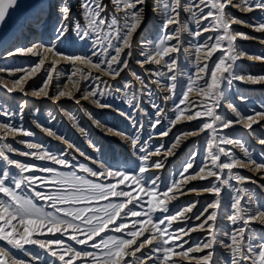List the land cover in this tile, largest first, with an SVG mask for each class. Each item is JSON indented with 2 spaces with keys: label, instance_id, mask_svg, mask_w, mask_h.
Wrapping results in <instances>:
<instances>
[{
  "label": "snow or ice",
  "instance_id": "snow-or-ice-1",
  "mask_svg": "<svg viewBox=\"0 0 264 264\" xmlns=\"http://www.w3.org/2000/svg\"><path fill=\"white\" fill-rule=\"evenodd\" d=\"M17 2L18 0H7V2L0 0V28L5 25L8 9L17 6ZM112 3L115 5V11L109 16L107 5L103 0H80L84 24L76 21L71 26L67 23L71 8L67 4L62 5L60 22L54 28L53 43L10 49L5 55L11 57L17 54L32 53L37 48H45L73 64L79 62L103 71L115 80L120 77L125 68H128L127 58L132 56V37L143 19L144 9L137 6L143 5L145 0H112ZM229 5L240 8L242 11L259 10L264 13V0H239V3H233V0H193L192 4L185 6L184 10L190 12L191 19L196 23V30L192 33L194 39L205 32L217 33L215 37L208 36L203 41L196 40V60L191 62L196 74L188 71L186 81L177 82L178 76L184 73H180L178 56L170 55L180 53L182 47L180 32L188 28L187 23L182 24L179 19L180 0H159L158 7L164 18L161 28L162 35L154 42V45H149L142 51L141 55L144 58L137 61L141 66L146 63L161 65V61H164L160 68L147 70L155 79L150 77L146 81L140 75L132 73L135 80L142 86L137 87L132 81L110 84L96 76L93 79L99 83L93 85L91 90L85 89L81 96V99L85 100L91 97L92 103L100 108H113L110 103H102V100L108 97L122 99L123 103L132 110L131 113L123 112L119 108L114 110L124 116L133 127L137 128L138 132L143 129L144 125L137 120L136 114L147 115L146 109L142 107L145 102L144 97H147V103L152 108L149 140L154 136H168L172 127L182 120L193 121L198 118H207L197 127L180 134V136H196L206 130L209 131L210 149L199 167L195 166L198 154L193 152L179 171L173 173L167 181L159 173L149 175L147 173L150 169L161 170L165 167L167 154H171L172 150L178 146L179 136L167 147L163 143L150 146L148 141L141 143L138 136L129 137L118 129L104 125L100 126L107 127L110 133L130 140L134 154L139 161L138 164L110 165L106 162L93 161L99 163L101 169L96 171L86 165H74L70 160H66L67 150L51 152L37 143L19 141L24 143L29 150L38 149V151H20L7 143L5 137L8 133H18L25 137L34 135L23 127L24 104L20 105L19 111L9 110L7 105L0 106V117H4L0 120V130H5V137H0V162L3 164L0 170V241L11 246L10 249L0 246V264H57V262L59 264H149V262L151 264H177L171 259L174 250L184 248L183 237L189 232L197 229L205 230L210 239L183 252H177L176 255L187 257L189 252H202L212 248L215 243L216 221L225 187L229 190V206L233 209V215L228 219L232 224L242 222L239 228L233 229L230 235L231 242L226 245L232 253L230 264H264V237H257L254 230L249 227L253 222L264 224V205L260 204L250 190L234 187L229 183L233 179L238 183L249 179L232 171L238 165L244 166L245 161L237 158L230 149L220 146L233 143L240 145L246 162L249 165H255L257 171L264 169V162H257L253 159L251 152L241 141L224 133L225 129L242 124L249 135L255 136L253 125L264 120V102L259 105V108H251V114H242L235 105L225 99L226 90L231 88L234 80L253 84L264 82V74L237 73L235 70L236 60L240 56L247 55L249 59L264 61V55L238 52L234 46L237 37L246 40L257 39L262 42H264V37H253L247 33L234 31L232 25L248 24V22L227 13L225 8ZM194 9H199V12ZM205 9L208 10L205 11ZM121 12L123 16H118L117 13ZM170 25H178V27L170 29ZM248 26L255 31L264 32V15ZM69 36H74L82 44H87L88 51L79 55L56 52L55 42H63ZM173 40L176 42L171 43ZM142 43L149 44L148 41ZM202 49H206L205 55L208 58H211L217 51L221 53L211 67L207 62L200 64L199 53ZM184 51L187 52V49ZM40 64H43V60ZM54 68L55 63L53 62ZM35 70V68L32 69V71ZM4 71L11 73L23 71V69H4ZM77 71H80L82 76L91 75L84 73L81 69ZM26 79L27 77H20L11 81L12 87H8L5 83L7 93L11 94L19 90L23 95H28L24 87ZM47 79L48 81L52 79L51 70H49ZM152 84H157L172 93L171 96L163 97L165 101L173 100L171 108L166 109L165 106L156 102L155 92L151 88ZM74 87L77 91L80 90L77 84H74ZM48 88L49 83L45 82L38 90L34 89L33 94L37 96L43 94L47 97L48 93L45 90ZM193 90L197 95L204 97L205 101L199 104L186 103L189 93ZM65 95L70 99L73 98L71 92L66 93L65 91H59L56 97L49 98L56 100ZM238 99L242 103L248 101L246 96H240ZM222 102L227 104L235 119L223 116L217 111ZM76 103L79 104L80 99H76ZM169 112L173 115L169 116ZM37 114L38 110L34 111L33 116ZM17 117L21 121L19 125L14 122ZM165 121L167 127L161 129L160 126ZM38 126L43 129L42 125L38 124ZM47 131L49 135L53 134L50 129ZM57 139L63 138L57 137ZM256 140L264 146V137L256 136ZM68 147L74 148L75 146L68 144ZM212 147L216 150H211ZM161 151L166 154L165 159L153 161L151 157L159 155ZM9 153H18L20 156L31 157L38 161H49L59 165L60 168L16 160L11 158ZM221 156L227 159L221 160ZM261 156L264 157V153H261ZM194 168V171H189ZM77 170L87 173V176L79 175ZM212 177L215 179L206 186L187 189V192H208L214 197L212 202L193 217L200 223L188 228L172 229V223L178 217L188 219L185 214L192 212L198 201H192L171 214H169L166 201L187 194L181 186L186 181L197 179L203 181ZM125 181L128 183L125 184ZM120 184H124V187L118 188ZM132 185L139 189V193H145L148 199H144L139 193L133 196ZM260 187L264 189V185ZM110 197H126L127 199L113 200ZM37 200L43 203L37 205L35 202ZM134 200L135 205L128 208ZM100 201H106V203L102 204ZM46 208H51L52 211H46ZM209 209L212 211L209 212ZM157 211L165 215L154 218V213ZM126 217H144L145 219L129 222ZM145 224L151 225V232L146 237L144 233L150 230L144 227ZM110 225L112 227H109ZM137 225L140 227L138 228ZM105 232L121 233V235L102 236L101 233ZM57 233L61 236L66 234L67 240L72 243H67L59 237L40 238L47 237L49 234L56 237ZM97 237L100 239L97 240ZM141 237L144 238L141 239ZM154 241L155 246L151 247L147 254L143 253L142 249L147 245H153ZM26 245H35L38 251L29 252L25 248ZM75 245L82 247L77 248ZM11 249L25 252L29 259L24 261L15 257ZM137 253L140 255L138 256ZM10 256L11 259H9ZM194 259H197L198 264H215L213 252L210 250L205 255Z\"/></svg>",
  "mask_w": 264,
  "mask_h": 264
},
{
  "label": "bare ground",
  "instance_id": "bare-ground-1",
  "mask_svg": "<svg viewBox=\"0 0 264 264\" xmlns=\"http://www.w3.org/2000/svg\"><path fill=\"white\" fill-rule=\"evenodd\" d=\"M233 1L235 3H239V0H233ZM103 2L107 5V15H111L112 12L115 11V5L112 3V0H103ZM154 2H155L154 8L151 10V12L147 8L148 0H145V3L143 5L137 6L138 8L142 7L144 9L143 19L140 23V26L137 29V31L133 34L134 38H136V37L138 38V41L135 43L137 45L135 47V49L138 51V52H136V54L141 56V58L139 57L137 59V61L144 58L141 55V53H142V51L145 50V48H148L149 45H154V41H153L154 37H156L160 33L161 27H162L163 22H164V18L161 15L159 7H158L159 0H154ZM192 2H193V0H185V2H183V5L182 6L180 5V7L178 9V11L180 12L179 19H180V21L182 20V22H184V23H186L188 20H191L193 22V24L196 26L195 21L193 19H191V17H190V12L184 11L185 14H183L182 13L183 10H181L182 7L185 8L186 5H190V4H192ZM65 4H67L71 8V15H70L69 20L67 21L69 26H71V24L76 22V21H79V22L84 21V18L82 16L81 10H80V0H58L57 4H55V5L49 4V6L45 10H43V11H41L42 9L39 10V12L34 14V16L30 20H25V19L24 20H17L18 23L14 26V29H13L12 33L10 34L8 41L6 43L0 45V84L2 86H4V84L6 83L8 87H12L11 81L6 77V76H8L6 74H8L10 72L4 71L5 68L2 66V64L6 63V62H12V61L14 62L15 57H24V56L30 57L31 58L30 62L35 63V66L31 67L29 72L26 73V75L24 77H26V76L29 77L32 75H37L38 77L43 76L44 74H47V73L49 74V70H51L52 79H51V81H48V79H47V82L49 83V88L46 89L45 91L54 92L55 95L53 97H56L59 91H65L66 93L67 92L72 93V96H73L72 99H74V102H76V99H80V102L81 101H87V100H88V102L89 101L92 102L91 97H89V99L85 100V99H81V96H82V93L84 92L85 89L91 90V87L93 85L99 83V81L94 80L93 77L99 76L101 78V80H104V81H107L108 83H110L111 77H109L105 72L98 71L97 69L91 68L90 66L82 65L79 62H76L75 64H73L72 62L64 59L62 56H57L55 54V52L47 51L45 48H37V49H34V51L32 53L17 54L15 56H11V57H8L5 55V53L7 51H9L10 49H15L14 47L17 46L19 42H21V43H19V46H17V48H29L35 44H42V45L51 44L50 42L52 41L54 28L60 22L61 6L65 5ZM194 10L199 12V9H194ZM117 15L123 16V13L122 12L117 13ZM255 15L256 14L254 13L250 17L253 19V18H255ZM72 16H74L73 19H72ZM40 20H43V21L40 23ZM38 22H39V24H37ZM205 22L206 21H204V23ZM144 27H145V29L142 30V28H144ZM169 27H170V29H174V28H177L178 25H170ZM188 33H184V31L180 32L179 38H180L181 45H182V47H181L182 52L170 54L172 56H178V64L183 63L182 61H185L187 55L189 58V55H190V52L192 49V45H191L192 42L189 40L190 38H192V36L191 35L189 36ZM212 34H213L212 31L205 32L200 36V38L202 40H204L206 37L212 36ZM72 38L74 39V36H69V38L63 42H55L56 52L65 53L68 55H73L74 50H72V48H69L67 45V42H69ZM144 41H148L149 44L142 43ZM175 42H176L175 40L171 41V43H175ZM52 43H53V41H52ZM240 46H241L240 48H242V51L244 48L252 49V50L257 49V47L253 43H250L249 45H240ZM80 49H81L80 47L77 48V50H76L77 55L85 52L84 49L83 50H80ZM184 49H187V52H185ZM202 52H206L205 49H202L201 52L199 53L200 63L205 62V58L202 57V55H205V53L202 54ZM190 56H192L190 59L191 62L196 60V54H193ZM242 56H245L246 59L250 60L253 63H259L261 61V60H257V59H249L247 55H242ZM41 60H43L42 65L40 64ZM19 61H20V58H19ZM137 61L134 64L138 67L140 64H138ZM53 62L55 63L54 69H53ZM12 64H14V63H12ZM151 65H156V64H154V63L144 64L143 69H141L139 71V73H150L151 74V72L147 71V70L156 69L153 66L150 67ZM33 68H35L36 70L32 71ZM77 69H81L84 73H90L91 75L90 76H82L80 71H77ZM85 69L87 70V72ZM249 69L250 68L245 69V73H249L248 72ZM164 71H167V69H164ZM11 73H13V72H11ZM56 74H57V76H54ZM141 77L145 79V77H143V76H141ZM154 78H151V79H154ZM129 81H131V80H129ZM133 83H135V82H133ZM199 83H203V81H199ZM29 84H30L29 80H26L24 83V87L27 88V86ZM74 84L78 85V87L80 89L79 91L76 90V87H74ZM156 86L159 90V95H160L159 99L163 100V106H165L166 109H168L169 106L171 105V99L165 101L163 99V97L164 96H171L172 93L169 92L168 90L164 89L163 87L158 86L157 84H156ZM152 87H153V85H152ZM262 91H256V90L251 91V88H247L246 92L244 94L248 95V94L252 93L253 96H255L254 98H256V96L258 97V95L260 96V94H261L264 97V92H262ZM18 92H19V90L14 91L12 93L17 94ZM5 94L0 93V95H1L0 106H3L6 103H8ZM43 97H44L43 94H41L39 96L34 95L33 90L28 92V95H26L24 100H23L24 112H23L22 122H24L26 119L28 120L29 116L32 117L31 121L37 122L36 120H37L38 116L37 115L33 116V113H34V111H36V110L39 111L41 108H43L44 113L49 114V116L52 119L51 120L52 125H50L48 127H43L44 128L43 133H45V135H47L49 138H52L54 140H58L57 142L61 143V145H58V147H60L62 149L61 151L67 150L68 155L65 157L67 160L74 161V162L78 163L79 162L78 158H81L83 156H86V157L88 156L86 159L88 160L89 165H91L94 169H96V171H100L101 169L99 167V163H94L93 161L106 162V163H109L110 165H114L115 162H118L121 160H123L125 162H130V163H135L138 161L136 155L134 154L130 140L124 139L120 135H116V134L108 132L107 127H111L113 129H118L121 133H126L129 137L138 136L139 140H140L142 138V136L146 133V131L150 130V119H149L150 117L147 118L149 124H147L145 121L144 122L141 121L142 123H146V125L143 127V129L141 131L138 132L137 128L133 127V125L122 115H121L122 119H116L115 118L116 120H114V121L111 118H108L105 121L100 120V119H97L98 116L93 118L91 121H89L88 119H86V117H88V115H91V113H93V112L90 109L88 110L87 107L82 106V104H79L78 107H71L69 104L68 105L67 104L66 105L61 104L62 101H65V99H70L67 95H65L63 97H59V99H56V100L51 99V103H59L56 105L44 103L42 100ZM197 97H198V95H197L196 91L193 90L192 92L189 93L187 103L199 104L200 102H202V101L198 100ZM7 98H9V96ZM155 99H157V98H155ZM254 102L257 103L256 100ZM29 106H33V108H34L31 111L32 114H30V115L28 114ZM149 107H151V106H149ZM149 107L144 108L147 111V116H150L152 114L151 112L148 111ZM11 108H12V106H11ZM98 108H100V107H98ZM83 109L86 110V113H84V111H82ZM9 110L14 111L12 109H9ZM111 112L113 113L115 111L111 110ZM169 114H170V112L168 113V115ZM0 118L2 120L4 119V117H0ZM97 122H99V124ZM34 124H37V123H34ZM100 125H104L107 127H101ZM40 129H42V128H40ZM49 129L53 133L52 135H49V133L47 131ZM12 134H14V133H8L7 136L5 137V130H0V137L7 138ZM174 134H175V132H174ZM257 136H259V135H257ZM57 137H62L63 139H57ZM177 137H175V135H174V137H172V139H171V142L166 137H161L160 143H163L166 147L167 144H171L172 142H175ZM191 138H192V136H179L178 146L172 150L171 154H167V160H166L165 167L161 170H157V169L153 168V169H151L150 174L154 175V174L159 173V174H161L162 178L165 181H167L170 178V175L173 173H176L177 170L180 168V165H181L183 159H185L186 157L188 158L190 156L191 153L187 152L186 150H184V151H186L187 153H184V151H183V153L186 155L182 154L183 156H181L180 153L184 148H186L188 146L187 144L189 143ZM41 139H44V138H41ZM234 139H236V138H234ZM239 139H240V137H239ZM145 141H147V140H145ZM239 141H241L243 143V140L240 139ZM140 142H141V140H140ZM84 143L90 146L91 150L89 152H87V150H85L86 146H84ZM68 144L74 145L75 147L69 148ZM195 145L198 146L199 143H197ZM121 146L123 148H121ZM233 147L235 148L236 152L239 153V155H241L242 157L244 156V151L240 147V145L236 144V146H233ZM246 148H249V151L252 154V158L255 159L254 158L255 157L254 156L255 146L249 144L248 146H246ZM199 150H200V148L196 147L193 150V152L198 154ZM113 151H114V153H113ZM208 152H209V148L207 147L205 152L202 154L201 159L199 157L196 158L195 164L198 163L199 160L202 162L207 157ZM81 153H83V155H81ZM165 155L166 154L163 151H161L160 154L157 155L158 157H156V158L152 157V160L155 161L157 159H165ZM153 156H155V155H153ZM244 166L249 167L250 170L257 171L255 169V165H249L246 161L244 162ZM248 190H250L255 195V197L259 200L260 204L263 205V203H264V195H263L264 191H263L262 195H258V191L256 188L255 189L249 188ZM259 192H260V190H259ZM171 195H173V193H171ZM259 196H261V197L259 198ZM181 197H182V195L178 196L177 199H179ZM177 199H173V200H177ZM181 200L183 201V203H185V205H188L191 203L185 199L183 200V198L180 199V201ZM229 205H230V203L228 204V206L224 209V211L222 213V216L224 217V219H222V222H221L220 227H219V231L217 232V235H219V234H222V235H220L218 238H216L218 240V242H217L218 252L216 255H213V260H215V264H227V260H231V256H232L231 249L226 247V245H228L231 242L230 241V235L233 232V229L239 228L241 226L239 221L236 224H232L231 221L228 219V217L233 215V209ZM196 206H197V204H196ZM196 206L192 209V212L185 214V216L188 217V219L178 217L177 220L181 219V221L175 222V223H178L176 225L177 228H181V227L188 228L191 226V224L194 225V224L200 223V221H198V220H194L195 222L191 221L192 218L195 215H198V213H199V211L196 212V210H197ZM253 207H255V205H253ZM253 223L256 225V226L255 225L252 226V229L254 230L256 236L262 237V235L264 234V224H260L258 222H253ZM260 227H261V229H260ZM209 239H210V237L208 236L207 231L200 230V229H197L196 231L189 232V234L187 236L183 237V241L185 242L184 246L187 245L188 243H191V241H198L200 244V243L207 242ZM153 246H155V241H154L153 245L145 246V248L142 249V252L146 254V252L150 250L149 248H151ZM209 250L211 251V249H206L204 251H209ZM214 250H216V248ZM214 250H212V252ZM213 254H214V252H213ZM173 256H175V254H173ZM177 256L180 257L179 255H176L175 257H177ZM178 260H180V259L178 258ZM181 260L182 261H176L177 264H185V262H187V258H185V257L183 259L181 258ZM149 264H151V262H149Z\"/></svg>",
  "mask_w": 264,
  "mask_h": 264
},
{
  "label": "rangeland",
  "instance_id": "rangeland-1",
  "mask_svg": "<svg viewBox=\"0 0 264 264\" xmlns=\"http://www.w3.org/2000/svg\"><path fill=\"white\" fill-rule=\"evenodd\" d=\"M56 1L58 2V0H18L16 7H10L8 9V13L6 15L5 25L2 28H0V45L6 43L8 41V39L10 37V34L12 33V31L14 29V26L18 23L17 20H24V19L25 20H30L34 16V14H36L37 12H39V10H41V9H42L41 11L45 10L49 6V4H54V5L57 4ZM5 2H7V0H5ZM183 2H185V0H180V5L181 6L183 5ZM154 3H155L154 0H148L147 8H148V10L150 12L154 8ZM233 3H235V2L233 1ZM184 9H185L184 7L181 8V10H183L182 11L183 14H185V12H184L185 10ZM207 10L208 9H206L205 11H207ZM225 11L227 13H229L231 16L237 17L238 19L243 20V21H247L248 24L255 23L256 20L261 15H264V13H261L259 10H254L252 12H247V11H242L240 8L232 7L231 5L227 6L225 8ZM254 13L256 15H255V18L252 19L250 16L252 14H254ZM73 18H74V16H72V19ZM42 21L43 20H40V23ZM80 23L83 25L84 24V21H82ZM181 23L183 24L184 22H182V20H181ZM186 23L188 25V28H187V30H182V31H184V33H188L190 31L188 33L189 36L190 35L192 36V38L189 39L192 42L191 43L192 49H191L190 55H193V54H196V52H195V42H196V40H199V41H203V40L200 37L194 39L192 33L196 30V26L193 24V22L191 20H188ZM205 23H208V21H206ZM37 24H39V22ZM248 24H234V25H232V29L234 31H236V32L247 33L249 36H253V37H264V32L255 31L252 27H249ZM143 29H145V27L142 28V30ZM161 35H162V33L160 31V33L156 37H154V40L153 41L155 42L157 39H159L161 37ZM216 35H217V33L216 32H213L212 37H215ZM52 41H53V39H52ZM52 41L50 43H52ZM137 41H138V38L137 37L136 38L132 37V43H133L132 56L127 58L128 59V68H125L121 72L120 77H117L115 80L110 75H108L109 77H111L110 78V84H117V83L122 84L123 81H129V80H131L132 82H135L134 84L137 87H141V85L138 83V81L135 80V77L132 75V73H136L137 75H140V76L145 77L146 81L151 77V74L150 73H139V71L141 69H143L144 66H140L139 65L138 66L139 68H138L134 64L139 57L141 58V56H139L138 54H136V52H138L135 49V47L137 46L135 43ZM19 43H21V42H19ZM19 43H18L17 46H19ZM250 43H253L257 47V49L252 50V49L244 48L243 51L245 53H252V54H255V55H264V52H263L264 51V42H262L261 40H257V39H247L246 40V39H243L241 37H237L236 41L234 42V46H235L236 50L239 52V51H242V48H240L241 47L240 45H249ZM67 45H68L69 48H72V50H74V53L73 54H76V55H77V51L76 50L79 47L81 48L80 50H83L84 49L85 52L88 51L87 44H82L75 37H74V39L72 38L69 42H67ZM17 46H15L14 48H17ZM126 51L127 50H125V52ZM205 51H206V49H205ZM180 52H182V51H180ZM203 53H205V52H202V54ZM190 55H189V58H188V55L186 56L185 61H182L183 63L178 64L180 73H184V75L178 76V81H177L178 83H182V82L186 81V73L188 71H192L193 74H196L195 73V68L193 67V64L190 61V59L192 57ZM220 55H221V53L219 51H217L216 53H214L212 55L211 58H208L206 55H202V57L205 58V62H207L209 64V66L211 67L213 65V63L215 61H217V59L219 58ZM19 58H20V61H19ZM30 59H31L30 57H25V56L24 57H15L14 58V62L13 61L12 62H6L4 64L1 63L2 66L5 69H23V71H15L13 73H8V74H6L8 76H6V75L5 76L10 81H14V80H16V79H18L20 77H24L26 75V73L29 72L30 68L33 67V66H35V63L30 62ZM166 59H167V57H166ZM12 63H14V64H12ZM163 63H164V61H161V65H151L150 67L153 66V67H155L157 69V68H160L163 65ZM200 64L202 65L203 63H200ZM247 68H250L248 72L251 73V74H253V75L264 74V61H260L259 63H253L250 60L246 59L245 56H240L239 59L236 60V68H235L236 72L237 73H245V69H247ZM86 72H87V70H86ZM54 76H57V74L54 75ZM47 78H48V73L47 74H44L43 76H39V77L37 75H32V76L27 77L26 80H29L30 84L27 86V88H25L26 91L29 92V91L34 90V89L35 90H38L40 87H42V85L45 82H47ZM151 78H154V77H151ZM152 85H153V87H152ZM152 85H151V88L155 92V98H157L156 99V102L157 103H160L163 106V100L162 99L161 100L159 99L160 98L159 97L160 95H159V90H158L156 84H152ZM247 88H251V91H254V90H256V91H262L263 90L262 92H264V82L253 84V83H245V82H242V81H239V80H234L231 88L228 89V90H226V93H225V99L228 100V101H230L233 105H235L242 114H251V112H250V109L251 108H253V107L259 108V105L262 102H264V97L261 94H260V96L258 95V97L256 96V98H254L255 96H253L252 93H250L248 95L246 94L247 95L246 96L244 93L246 92V89ZM0 93H2V94H5L6 93L5 95H6V99H7V102L8 103H6L5 105H7L8 109H12L14 111H19V108H20L19 106L21 104H23V100H24V98H25L26 95H23L20 91L17 94L16 93L8 94L6 88L4 86H2L1 84H0ZM47 93H48V96L47 97L44 96L43 99H42L44 103H46V104H55V105L56 104H59V103H51V99L49 97H53L55 95L54 92H47ZM8 96H9V98H7ZM240 96H246V97H248V101L246 103H242L238 99ZM0 99H1V95H0ZM147 99H148L147 97L144 98L145 102L142 104V107L143 108H148L149 106H151L149 103H147ZM197 99L200 100V101H205V98L202 97V96L200 97L199 95H198ZM255 100L257 101V103L254 102ZM102 103H110V104L113 105V108H98L96 105H94V103H92L90 101L88 102V100L87 101H81L79 104H82V106L87 107L88 110L90 109L93 112V113H91V115H88V117H86V119H88L89 121H91L93 118H95L97 116H98L97 119L104 120V121L107 120L108 118H111L113 121L116 120V119H122L121 118V114L119 112H117V111L114 110L117 107L121 111H123V112L131 113V111H132L130 108H128L125 105V103H123L122 99H118V98H115V97H108V98L102 100ZM61 104H63V105L64 104L65 105L66 104L67 105L69 104L71 107H78V105H79L76 102H74V99H65V101H62ZM172 104H173V100H171V105L169 106V108H171ZM11 106H12V108H11ZM181 107H183V106H181ZM33 109H34L33 106H29V108H28V114L29 115L32 114L31 111ZM149 109H148V111L152 113V108L149 107ZM111 110H114L115 112L112 113ZM82 111H84V113H86V110L83 109ZM217 111L221 115H223V116H227L230 119H235V116L233 115V113L231 112V110L228 108V106H227L226 103H223L222 102L220 108L217 109ZM46 114L47 113H44V109L41 108L38 111V114H37V116H38L37 117V120H36L37 122L31 121L32 117H30V116H29V119L28 120L26 119L24 122H22V123H24L23 124V127L25 129L31 131L34 135L25 137V136L20 135L18 133H14V134L10 135L9 137L5 138L6 139V142L7 143H10L14 148L19 149L20 151H38V149L29 150V149H27V147H26V145L24 143H20L19 142V141H30V142H34V143H37L38 145H42V146L46 147L51 152H62L61 151L62 149L60 147H58V145H61V143L57 142L58 140H54L52 138H49L47 135H45V133H43L44 132V128L42 130V129H40L41 127L38 126V124L39 125H42L43 127H48V126L52 125V123H51V120H52L51 117L49 116V114H47V115ZM172 114L173 113L170 112L169 116H172ZM146 116L147 115L141 116L139 113L136 114V118H137L138 121L139 120H140V122L141 121L142 122L145 121L147 124H149L147 118H149L151 115L150 116H147V117ZM204 119H207V118H198V119L193 120V121L182 120L181 122L175 124L172 127L171 131L169 132L168 136H165V137L167 139H169V141L171 142V139H172V137H174V135H175V137L180 136L181 133L186 132V131H188L190 129H193V128L197 127L198 125H200L201 123H203V120ZM257 119L260 120L259 117H257ZM0 120H2V119L0 118ZM14 122L17 125H19L21 121H20L19 117H17V118L14 119ZM34 123H37V124H34ZM146 123H143V125L145 126ZM162 127L163 128L164 127H167L166 121L164 122V124H162L160 126L161 129H162ZM253 127L255 129V136L249 135L248 132L246 131V129L243 127L242 124L233 125L232 127L228 128V129H225L224 130V133L227 134L228 136L232 137V138H236L235 140H240V139L243 140V145L245 147L248 146L249 144L254 145L255 146V154H254L255 160L257 162H264V157L261 156V153H264V146L259 145V143H257V141H256V136L257 135H259L261 137H264V120H260V123L253 125ZM149 132H150V130L149 131L147 130L146 133L142 136V138L140 139L141 140V143H143V142H145V140H147L149 142V145L150 146H152L153 144L154 145L160 144L161 137L160 136H154V137L151 138V140H149V137H148L150 135ZM174 132H175V134H174ZM239 137H240V139H239ZM41 138H44V139H41ZM197 143H199L198 146L195 145ZM168 145L169 144H167L166 147ZM187 145L188 146L181 151L180 155L181 156L186 155L184 153H187V152L193 153V150L196 147H199L200 150L198 152L199 155H197V157H199L201 159V156L205 152V150L207 149V147L210 149V133H209V131L206 130L204 132L199 133L196 136H192L191 140L189 141V143ZM84 146H86L85 147L86 148L85 150H87V152H89L91 150L89 145H87V144L84 143ZM220 146L221 147H225L227 149H230L231 152L237 158L242 159V161H246V158L244 156L242 157L241 155H239V153L236 152L235 148L233 147V146H236L235 143L230 144V145H220ZM121 148H123V147L121 146ZM184 150H186L187 152L184 151ZM211 150L214 151L216 149L214 147H212ZM183 151H184V153H183ZM113 153H114V151H113ZM9 155L11 156V158L16 159V160L26 161L28 163L42 165V166H48V167H52V168H60L59 165L53 164V163H51L49 161H38V160H35L34 158H31V157L20 156L18 153H9ZM87 157L86 156H83L81 158H78L79 159V162L78 163H76L74 161H71V162L74 165H86V166H88L90 168H93L91 165H89V162L86 159ZM152 157L153 158L154 157L156 158L158 156L155 155V156H152ZM152 157H151V159H152ZM187 159H188L187 157L185 159H183V161H182V163L180 165V168H181V166L184 164V162ZM225 159H227V158L224 157V156H221V160H225ZM124 162L125 161L121 160V161L115 162L114 165L124 164ZM125 163H128L130 165L131 164L135 165V164H138L139 161H137L135 163H130V162H125ZM200 164H201V161L199 160V162L196 163L195 166L196 167H199ZM2 168H3V164H2V162H0V170H2ZM179 169L177 170V172L179 171ZM61 170H63V171H70L71 169H61ZM94 170H96V169H94ZM194 170H195V168L194 169H190L189 171L191 172V171H194ZM12 171H15V170L12 169ZM232 171L234 173H239L240 175H242L244 177H247L249 179H246L242 183H238L237 181H235L233 179V180H230L229 181V183L231 185H233L234 187H241V188H245V189H249V188H254L255 189L256 188L257 191H258V195H262L263 194V191L264 190L260 187V185H264V169H262L260 171H254V170H250L249 167L239 166L238 165ZM77 172H78L79 175L87 176V173H84L83 171L77 170ZM150 173H151V169H150L149 173H147V174L151 175ZM225 173H227V170H225ZM41 175H43V174L41 173ZM88 178L89 179H96L95 177H88ZM214 179L215 178L212 177V178H209V179L203 180V181H201L199 179H197V180H188L185 183H183L181 186H182V188L185 190V192L187 194L182 195V197L179 198V199H177V200H172V201L169 200V201H166L167 207L169 208V214L176 212L178 209H181L185 205V203H183L182 200L180 201V199H182V198H183V200L185 199V200H187L189 202L197 201L198 200V203H197V206H196V208H197L196 212L199 211V213H200L205 208V206L208 203H210V202L213 201V199H214L213 195L210 194V193H208V192H187V189L194 188V187L195 188H200V187L206 186V185H208ZM253 181H255V183H253ZM109 182H111V181H109ZM124 183L127 184L128 181H125ZM123 187H124V184L118 185V188H123ZM132 188L134 189L133 192H132V195L133 196H137V194L139 193V189H136L135 188V185H132ZM259 190H260V192H259ZM139 195L141 197H143L144 199H148V197L146 196L145 193H139ZM170 195H171V193H170ZM228 196H229V190H228L227 187H225L223 189V192H222V205H221V208L219 209L218 219L216 221L215 243L213 244V246L211 248V251L216 248V250L213 251L214 252L213 255H216L217 252H218V250H217V242H218V240L216 238H218L222 234L217 235V232L219 231V227H220V224L222 222V219H224V217L222 216V213H223L224 209L230 203V201L228 199ZM260 197L261 196H259V198ZM110 199L116 200V199H127V198L126 197H124V198L110 197ZM35 202L37 203V205H40V204L43 203L42 201H39V200H37ZM100 203L103 204V203H106V201H100ZM135 203H136V201L134 200L132 204H129L128 205V208H132L135 205ZM263 205H264V203H263ZM45 210L46 211H52L51 208H46ZM125 211H127V209H125ZM211 211H212V209H209V212H211ZM121 215L123 216V213H121ZM162 215H165V214L157 211L156 213H154V218H158V217H160ZM138 219L139 220H143L145 218L144 217H126V220L129 221V222H131L133 220H138ZM194 220L195 219L192 218L191 221H194ZM178 221H181V219L176 220V221H173V223H172V229H176L177 228L176 225L178 223H175V222H178ZM241 223L242 222H240V224ZM192 225L193 224H191V226ZM254 225H255L254 223H250L249 227L252 229V226H254ZM109 227H112V225H110ZM130 227H131V223H130ZM137 227L139 228L140 226L137 225ZM144 227H146V228H148L150 230L149 232H145L144 233V237H146L151 232V225L145 224ZM260 229H261V227H260ZM155 234L157 236L159 235V233H155ZM101 235L102 236H106V235H116V236H120L121 233L105 232V233H101ZM57 237H59L60 239H64L67 243H72V241L67 240V235L66 234L64 236H61L60 233H57L56 234V237H52L51 234H49L47 237H40V238H51V239H55ZM144 237H141V239H143ZM262 237H264V234L262 235ZM96 239L99 240L100 237H97ZM198 244H199L198 241H191V243H188L187 245H185L183 249H179V248L178 249H175L174 250V254L177 253V252H183L184 250H187L188 248H191V247H195ZM0 246H4L6 249H10L11 248V246L6 245V243L3 242V241H0ZM75 247L81 248L82 246L81 245H75ZM25 248L29 252H36V251H38V248L35 245H26ZM89 250L90 251H95L93 249H89ZM148 252L149 251H147L146 254ZM206 252L207 251H202V252H189L188 253V256L185 257V258H187V262H185V264H198L197 259H194V258L195 257H201V256L205 255ZM11 253L15 257H18L21 260L27 261L29 259V257L25 254V252L20 251V250H17V249H11ZM137 255L139 256L140 253H138ZM175 256H176V254H175ZM175 256H172V258H171L173 261H182L181 258L182 259L184 258L182 255H179L180 257H178V256L175 257ZM178 258L180 260H178ZM9 259H11V256H10ZM230 261L231 260H227V264H230ZM57 264H59V262H57Z\"/></svg>",
  "mask_w": 264,
  "mask_h": 264
}]
</instances>
